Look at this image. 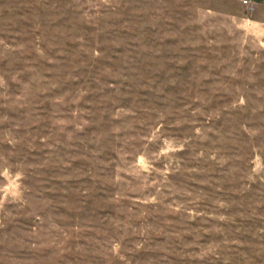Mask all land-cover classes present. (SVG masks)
Here are the masks:
<instances>
[{
    "label": "rangeland",
    "instance_id": "1",
    "mask_svg": "<svg viewBox=\"0 0 264 264\" xmlns=\"http://www.w3.org/2000/svg\"><path fill=\"white\" fill-rule=\"evenodd\" d=\"M0 264H264V0H0Z\"/></svg>",
    "mask_w": 264,
    "mask_h": 264
},
{
    "label": "built area",
    "instance_id": "2",
    "mask_svg": "<svg viewBox=\"0 0 264 264\" xmlns=\"http://www.w3.org/2000/svg\"><path fill=\"white\" fill-rule=\"evenodd\" d=\"M246 4H248V1H245Z\"/></svg>",
    "mask_w": 264,
    "mask_h": 264
}]
</instances>
